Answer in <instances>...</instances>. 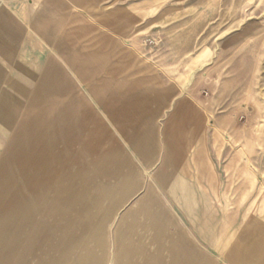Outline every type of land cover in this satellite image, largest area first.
Returning <instances> with one entry per match:
<instances>
[{"label":"rangeland","instance_id":"obj_1","mask_svg":"<svg viewBox=\"0 0 264 264\" xmlns=\"http://www.w3.org/2000/svg\"><path fill=\"white\" fill-rule=\"evenodd\" d=\"M98 1L0 0V100L13 105L0 102V123L14 117L0 124V264H264V0ZM169 92L185 100L158 118H138L139 100L124 97ZM180 103L201 115L196 133L182 116L171 129L190 151L187 198L162 191L177 221L169 258L142 261L138 239L128 251L122 231L116 246L117 227L168 170ZM33 115L38 141L7 145ZM148 137L144 182L109 220L126 188L99 191L83 169L114 146L137 165ZM103 169V181L115 177Z\"/></svg>","mask_w":264,"mask_h":264},{"label":"crops","instance_id":"obj_2","mask_svg":"<svg viewBox=\"0 0 264 264\" xmlns=\"http://www.w3.org/2000/svg\"><path fill=\"white\" fill-rule=\"evenodd\" d=\"M97 4V3H95ZM99 6H106L105 0H99L98 1ZM103 14L100 12V18ZM4 69V67H2ZM1 68V69H2ZM24 67H21L23 69ZM33 69H38V64L33 65ZM1 73V72H0ZM13 88H19L16 83L11 84ZM23 88L20 87V90ZM9 91V90H8ZM7 91V92H8ZM13 92V91H12ZM143 98H136L135 95H130V96H124L126 99L127 98H135L139 100L138 104V109H137V117L138 118H144L148 115H151L152 118L160 117L162 113L165 111V109H168L170 106V103L174 101H184V100H179L176 99V95L173 92H169L167 94H160V93H155L153 95V99L150 96V93L148 94H143ZM6 98V97H4ZM135 99H132V104L126 106V111L128 108H134V102ZM148 99V100H147ZM38 100V98H37ZM0 102L3 104L6 103L5 106L6 108L11 109L13 106L10 102L8 103V99H1ZM123 103V100H121ZM141 102V103H140ZM155 105L162 104L161 108L155 109L150 108L151 103ZM183 103V102H182ZM180 103V105L176 106L177 109L171 116V121L169 124V132L167 135V141L169 142L168 144V152H167V161L166 165L168 167V170L166 172L158 173L154 177V179L148 183L147 185V194L132 208H130L123 216L122 221L120 222L119 226L117 227V234H116V246L118 247L119 245V238L120 233L127 234V237H125L124 242L129 245L131 251L133 248L136 247L134 244V239H138V250L137 253H140L141 257L143 258L142 261H147V258L150 257V255L153 256L154 253L157 254L158 259L161 260L162 258L165 261V255H167V258H169V243H170V232H167L166 229L168 226H170V223L173 221L175 224L177 221L175 220L174 213L170 209L169 205L165 203L163 200L162 196V191L169 197H175L180 194L185 198H187V182L188 180L187 177V168H186V156H189L187 153V150L181 149L180 145L181 144V138L180 137H172L173 134H171V129L176 126L177 123V118L185 117L186 119V125L190 124V127L193 128L192 133H196L197 130L201 127V124L198 122L195 123V119L199 116L201 117L200 114L196 113L198 111L196 110H179L185 107L184 104ZM187 103V102H186ZM164 104V106H163ZM183 105V106H182ZM130 106V107H129ZM123 109V106H122ZM184 109V108H183ZM153 112V114H152ZM34 118V119H33ZM32 120L24 121L22 125L17 126L14 135L12 138H10L7 141V145H23L25 143L33 144L36 143V140L38 141V137H36V134H38V115L32 117ZM176 120V121H175ZM192 121V122H191ZM2 126L5 128H11L14 124V117L9 111L6 116L3 118V123H0ZM179 126H182V124L178 123ZM152 133L157 134L158 133V128L153 127ZM148 142L147 145H145L143 142ZM185 141V139H184ZM150 139L149 137L146 139H140L137 142V145H135L136 151L138 152V155L141 156L140 160H137V165L133 160L127 159V157H123L122 154V159L120 155L117 153L118 147H113V151H110L109 157L103 161V158L100 154L99 160H98V165L97 168L92 172V170L89 169H83L84 172H86V178L89 180L87 177L88 172L91 175V179L89 181L91 182H97L99 185V191L102 190L103 188H112L115 187L117 189L118 187H125L126 191L124 193V197L120 204L110 212V219L115 215V213L118 211L119 206L123 204L124 201H127L130 199V197L133 195V193L141 188L142 183L144 182V176H143V169L140 168L142 163L145 164H150L149 163V158H155V148L153 149V152H150V149L154 147L157 144L150 145ZM188 145V144H187ZM191 146H197L193 145V143L189 145V149L191 150ZM192 152V151H191ZM193 153V154H192ZM191 153V158L194 156V159L197 160L194 164L196 168L199 166L201 167L200 170L202 171V157H200V152L197 150H194V152ZM153 154V155H152ZM186 155V156H185ZM104 163V164H103ZM103 167H108L109 173H113L115 177L113 179L111 177L107 178L103 181V175L106 176V170L103 169ZM142 167V166H141ZM107 169V168H106ZM108 172V171H107ZM200 174V175H199ZM199 177L203 175V172H198ZM86 180V179H85ZM86 180V181H87ZM103 182V185H101ZM90 183V182H89ZM146 183V182H145ZM165 183V184H164ZM91 184V183H90ZM183 193V194H182ZM179 197V198H180ZM149 203L151 205H149ZM159 204V206L157 205ZM144 210L146 213H150V223H145L144 220H147L149 222V218L146 217V214L142 216V213H144ZM143 218V223H139L137 219L139 217ZM173 218V220H172ZM150 225V229L153 231L151 233L154 234L155 239H153L152 242L147 241L146 237L148 236V226ZM178 228V226H177ZM121 233V234H122ZM136 235V236H135ZM119 238V239H118ZM140 239V240H139ZM135 245V247H134ZM132 247V248H131ZM118 252L116 251V254ZM131 253V252H130ZM124 258H128L130 256L127 251L124 252ZM117 257V255H116ZM117 260V259H116Z\"/></svg>","mask_w":264,"mask_h":264}]
</instances>
